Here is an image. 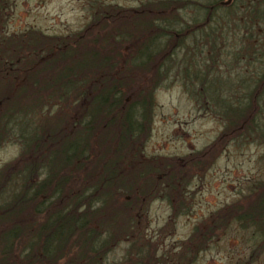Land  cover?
<instances>
[{
	"label": "trees",
	"instance_id": "16d2710c",
	"mask_svg": "<svg viewBox=\"0 0 264 264\" xmlns=\"http://www.w3.org/2000/svg\"><path fill=\"white\" fill-rule=\"evenodd\" d=\"M12 2L0 0V148L19 152L0 166V264H192L232 222L264 252V180L172 248L147 235L145 217L165 200L169 228L190 179L228 142L264 141V67L231 71L264 66V0H91L90 19L65 35L9 34ZM177 70L223 123L186 167L145 153L154 93Z\"/></svg>",
	"mask_w": 264,
	"mask_h": 264
},
{
	"label": "rangeland",
	"instance_id": "374dc122",
	"mask_svg": "<svg viewBox=\"0 0 264 264\" xmlns=\"http://www.w3.org/2000/svg\"><path fill=\"white\" fill-rule=\"evenodd\" d=\"M100 1L136 6L145 0ZM92 2L13 0L2 24L9 34L33 28L49 35H65L86 24L90 19L89 4ZM236 64L238 66L234 64L231 70L234 76L238 73L249 77L264 67L261 61H253L249 67L241 62ZM174 73L154 93L153 119L145 153L166 159L177 158L186 167L188 165L183 158L212 144L222 132L223 123L210 112L205 102L203 104V100L189 92L191 87L187 90L178 70L177 75L174 76ZM18 152L16 144L2 146L0 166L13 159ZM259 180H264V141L249 138L228 142L203 174L196 173L190 179L184 212L172 220L169 228L161 231L169 221L171 210L168 203L160 198L149 202L145 213L146 233L161 249L175 247L212 212L237 199L243 201L242 196ZM258 244V238L252 235L250 229H242L232 222L222 235L209 242L192 264H264V252H253ZM125 247V243L120 244L111 256H122Z\"/></svg>",
	"mask_w": 264,
	"mask_h": 264
}]
</instances>
